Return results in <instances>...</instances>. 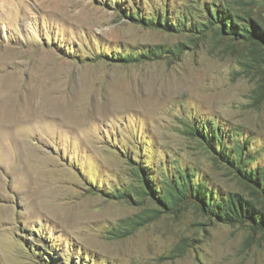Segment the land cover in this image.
I'll use <instances>...</instances> for the list:
<instances>
[{
	"label": "rangeland",
	"instance_id": "1",
	"mask_svg": "<svg viewBox=\"0 0 264 264\" xmlns=\"http://www.w3.org/2000/svg\"><path fill=\"white\" fill-rule=\"evenodd\" d=\"M0 103V264H264V0H0Z\"/></svg>",
	"mask_w": 264,
	"mask_h": 264
},
{
	"label": "bare ground",
	"instance_id": "2",
	"mask_svg": "<svg viewBox=\"0 0 264 264\" xmlns=\"http://www.w3.org/2000/svg\"><path fill=\"white\" fill-rule=\"evenodd\" d=\"M0 104H1V103H0ZM153 106H154V105H153ZM155 107H156V106H155ZM128 108H129V107H128ZM122 109H123V108H122ZM124 109H125V108H124ZM126 109H127V108H126ZM155 109H156V108H155ZM155 109H154V110H155ZM154 110H153V112H154ZM156 110H157V111H155L154 113H156V112L159 111L158 109H156ZM150 111H152V110H150ZM153 112H152V113H153ZM115 204H117V203H115ZM79 212H80V211H79ZM72 217H73V216H72Z\"/></svg>",
	"mask_w": 264,
	"mask_h": 264
}]
</instances>
